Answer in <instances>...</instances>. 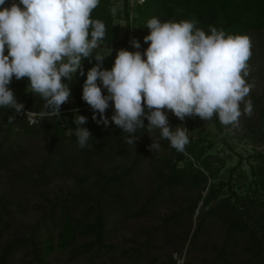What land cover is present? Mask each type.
<instances>
[{
	"label": "trees",
	"instance_id": "obj_1",
	"mask_svg": "<svg viewBox=\"0 0 264 264\" xmlns=\"http://www.w3.org/2000/svg\"><path fill=\"white\" fill-rule=\"evenodd\" d=\"M122 1V5L117 7L115 14H113V4L115 5L117 0H100L99 6L91 14L92 19H99L106 26L105 38L99 42L100 47L94 50L93 55L104 56L102 67L108 70L113 67L114 62L100 53L99 50L102 46L112 47L116 45L121 34V30L115 21L119 18L126 20L123 48L129 50L133 47L126 45L128 37L132 34L141 45L140 49L134 48V50H139L141 53L143 49H147L149 46L150 42L145 43L144 37L150 33L146 24L153 17L159 18L162 22L169 20L176 22L180 20L195 21V26L204 30L206 34H210L209 26H214L218 30L222 28L226 34L232 35L249 36L255 31L264 30V0H145L136 7L132 19L130 16L131 6L128 0ZM12 2L13 0H6L5 6H10ZM15 2L18 3L19 0H15ZM5 54H7V49ZM95 63L94 57L82 58L81 69H78L71 83L68 84L71 89V97L68 102L61 106L60 116L49 115L39 119L35 124L29 123V119L26 117L28 111L39 114L41 111L48 110L44 108L45 101L38 94L31 93L27 78L16 80L13 77L12 82L8 85L15 93L14 95L21 99L19 103L24 105L22 113L16 115L14 109L0 107V133L7 131L3 141H0V170L18 163L25 152L33 150L32 146H28L29 142L33 138L40 137L39 134H41L42 137L51 138L41 161L38 164H24L21 168L16 169L14 178H11L13 180L18 179V183L23 186H34L38 183L47 184L54 176L69 177L75 183L74 188L69 189L63 198L58 197L62 200L59 244L61 246L71 245L79 234H92L91 240L71 249L72 257L77 253L89 251L95 245L97 249L111 250L115 245L105 242L103 237L108 231L105 227L107 223L105 215L110 211V206L112 212L117 210L121 216L144 215L152 209V205H156L164 199L163 193L180 185L188 188V190L197 188V195L191 198L187 205L165 217L166 221L177 217L185 221L187 215L194 216L199 207V202L202 200V206H208L204 212L216 214L226 223L224 246L233 241L236 243L241 238L249 239V248H255L253 257L258 260L262 259L264 212L260 210L262 213L258 212L257 214L254 209H261L259 205L264 206V199L255 200L248 195H241L237 189L224 180L220 181L218 185L214 182L210 183L208 194H203L202 190L207 187L209 179L213 178L212 172H205V169H208L207 166L199 163L205 151L204 137L193 139L188 134L190 142L182 153L171 147L168 140L158 138L157 136L160 134L158 129L149 132L145 126L138 128L135 135L139 137L144 134L147 135L146 138L137 146L131 160L123 164L119 171L105 170L101 165L95 164V155L107 159L117 158L120 151L129 145L126 143L128 134L111 121L108 127L103 124L98 125L92 119L93 110L82 100L83 84L87 78V72ZM81 70L83 75L80 74ZM63 82L68 83L69 81L63 80ZM97 83L100 84L99 81ZM101 87L103 94L107 95L104 92L106 89H103L102 85ZM253 98L255 101L259 99L255 96ZM69 108H76V111H68ZM145 111H147L146 107ZM260 113L264 116L263 108H261ZM113 114L114 106L110 102L105 115L110 118ZM75 115L87 117V123L81 127L87 128L92 134V138L88 141V147L81 148L78 146L75 135ZM166 115L172 128L182 125L184 122L175 116L167 113ZM10 116H16V118L10 121ZM97 119H99L98 113ZM217 121L219 122L218 118ZM144 123L145 125L148 123L146 118ZM150 136L159 142L160 147L169 149L171 154L164 153V155L155 156L152 159L150 174L156 181V185L154 192L145 197L142 196L137 178L141 175L142 158L152 143ZM81 161H84L83 165L78 164ZM117 166L120 167V165ZM86 176L95 177V182L100 184L96 193L88 194L86 186L81 183L82 177ZM254 182L255 190H260L264 194V177H261L260 181L255 179ZM225 184H229V193L224 194L213 203L215 198L224 193L223 186ZM258 185L260 187H257ZM141 201H143L142 204ZM255 201L258 204H254ZM12 204L18 208L17 210H22L25 206V202L9 198L7 184L2 192L0 190V264H15L13 262L14 252L20 247H31L30 251L33 253L36 264H50L48 260L50 245L39 244L38 231L35 227L31 229L28 236H14L8 239V226L14 213L11 208ZM80 204L85 205L83 218L76 217L73 213L74 208ZM91 213H95V216L88 220L87 218ZM201 215L198 213V216ZM203 225L202 217L193 230L191 240L194 241L203 232ZM5 235L7 236L4 237ZM223 251L224 249L221 250V252ZM175 262L174 256H170V260L166 264H175Z\"/></svg>",
	"mask_w": 264,
	"mask_h": 264
},
{
	"label": "clouds",
	"instance_id": "obj_2",
	"mask_svg": "<svg viewBox=\"0 0 264 264\" xmlns=\"http://www.w3.org/2000/svg\"><path fill=\"white\" fill-rule=\"evenodd\" d=\"M99 3L13 0L5 6L6 0H0V107L14 109L16 115L22 113L24 105L17 102L8 85L13 77L27 78L31 93L38 94L48 110L39 114L28 111L29 123L49 115L60 116L61 106L71 97V89L63 80H72L81 69L82 58L94 57L96 63L87 72L82 100L93 110L92 119L98 125L108 127L111 121L128 134L129 145L135 146L137 129L147 126L149 132L158 129L160 138L178 152L185 151L189 130L184 126L172 128L164 109L180 121L194 116L204 121L217 117L224 126H238L242 114L252 115V103L245 99L251 89L246 81L252 55L249 36L226 34L214 26H209L210 34H206L195 21L162 22L153 17L146 24L150 33L144 41L150 43L145 52L121 48L108 70L102 67L105 57L93 55L106 35L105 24L91 18ZM112 12L115 14L116 9ZM130 43L135 49L141 47L135 38ZM110 102L114 114L109 118L105 112ZM15 118L10 116L9 120ZM74 123L78 146L88 147L92 134L81 127L87 117L75 115ZM148 147L159 150L160 144L152 139ZM174 259L181 264L175 254Z\"/></svg>",
	"mask_w": 264,
	"mask_h": 264
},
{
	"label": "rangeland",
	"instance_id": "obj_3",
	"mask_svg": "<svg viewBox=\"0 0 264 264\" xmlns=\"http://www.w3.org/2000/svg\"><path fill=\"white\" fill-rule=\"evenodd\" d=\"M122 3V0H117V3L113 4V8L116 9ZM115 21L121 30L116 45L102 46L99 50L113 62L117 51L124 47L123 40L126 32L125 18ZM249 36L252 42V55L248 61L249 75L246 77V81L251 85V89L245 99L252 103V115L242 114L238 126H224L217 121V117L204 121L198 116L185 117L183 124L179 125V127H186L189 130L188 134L193 139L204 137L205 151L199 163L207 166L206 173L212 172L213 174L207 187L202 190L204 195L208 194L210 183L214 182L218 185L220 181L224 180L237 189L241 195H248L255 200L264 199L263 192L255 190L254 182L255 179L260 181V178L264 177V116L260 113L261 108L264 109V30L255 31ZM131 40V37H128L127 46L131 45ZM145 50L143 49L142 54ZM129 51L135 50L131 47ZM70 83L71 81L68 82V84ZM104 92L107 94V91ZM254 96L259 99L255 101ZM16 99L18 103L21 100L19 97ZM240 107L243 112L244 104L242 103ZM75 109L69 108L68 111ZM164 111L175 116L168 109ZM68 131L70 130L68 129ZM5 134L7 131L0 133V141H3ZM39 135L40 137L33 138L29 142L28 146H32L33 150L25 152L18 163L0 170V190L2 192L8 184L9 198L25 202L22 210H17L18 208L13 204L11 206L14 213L8 226V239L14 236H28L31 229L35 227L38 231L36 232L39 244L50 245L48 255L50 264H166L169 262L170 256H174V254L180 258L181 264H264V250L262 259H255L253 257L255 248H249V239L241 238L236 243L233 241L224 246L226 223L216 214L204 212L208 206L203 207L202 200L199 202L194 216L187 215L185 221L178 217L166 221L165 217L187 205L189 200L197 195V188L188 190L180 185L163 193L164 199L156 205H152V209L144 215L121 216L117 210L112 212L110 206V211L106 215L104 214L107 219L105 227L108 231L103 237L105 242L113 243L115 247L105 250L97 249L95 245L89 251L77 253L72 257L71 249L73 247L87 242L93 237L92 234H79L73 244L67 246L59 244L62 200L58 197L63 198L69 189L74 188L73 179L54 176L49 183H38L34 186H23L18 183V179L13 180L16 169L21 168L24 164H38L44 156L51 138ZM146 136L143 134L137 137L138 139L134 141L135 146L127 145V148L120 151L117 158L107 159L95 155V164L101 165L105 170L119 171L123 164L131 160L137 146ZM157 137L160 138V134ZM164 153L171 154L169 149L163 147L153 151L148 149L145 152L141 162V175L137 178L142 196L146 197L154 192L156 181L151 177L150 164L155 156H162ZM83 162L78 164L83 165ZM82 178L81 183L86 186L88 194L98 191L100 184L95 182V177ZM229 184L223 186L224 193L215 198L213 203L224 194L229 193ZM142 202L140 203L142 204ZM67 204H69L68 201ZM254 204H258V202L255 201ZM84 208L85 205L80 204L74 208L73 213L76 217L83 218L85 216ZM259 208L261 209H254V212L257 214L260 210L264 212V206L259 205ZM198 213L202 215L198 216ZM94 216L95 213H91L87 219H93ZM202 217L203 232L193 241L191 235L198 220ZM30 249L31 247L18 248L14 252L13 262L15 264H36ZM222 249H224L223 252H221ZM175 264H178L177 259Z\"/></svg>",
	"mask_w": 264,
	"mask_h": 264
},
{
	"label": "built area",
	"instance_id": "obj_4",
	"mask_svg": "<svg viewBox=\"0 0 264 264\" xmlns=\"http://www.w3.org/2000/svg\"><path fill=\"white\" fill-rule=\"evenodd\" d=\"M145 0H128L130 6H131V11H130V16H131V19L132 17L135 15V12H136V7L143 3ZM131 39H133L134 37L132 36V34L130 35ZM165 110V109H164Z\"/></svg>",
	"mask_w": 264,
	"mask_h": 264
}]
</instances>
